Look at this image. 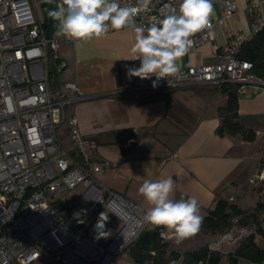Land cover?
Here are the masks:
<instances>
[{"label":"built area","instance_id":"2783aa9c","mask_svg":"<svg viewBox=\"0 0 264 264\" xmlns=\"http://www.w3.org/2000/svg\"><path fill=\"white\" fill-rule=\"evenodd\" d=\"M135 5V0H120ZM180 0H152L151 11L136 17L148 27L162 19L166 4ZM211 27L197 33L190 51L215 42V27L238 11L235 0H213ZM33 0H0V264H112L145 230L139 204L101 186L96 177L117 164L95 157L97 143L84 137L76 116L65 114L66 106L83 100L74 83L51 90L50 75L65 68L59 57V40L47 37L42 17H34ZM247 31L232 35L222 46L216 63L181 68L177 77L153 82L127 76L116 92L152 88H176L211 83L264 85L252 73V64L239 57L244 45L264 30V0H246ZM50 59V60H49ZM135 62H140L135 60ZM52 64L49 66L48 62ZM67 127L69 149L58 138V128ZM264 175L260 174V182ZM253 182L257 185L258 182ZM77 206L66 210L61 194L77 190ZM63 207V208H62ZM103 213V214H102ZM102 214V215H101ZM159 237L167 242L171 234ZM250 234L242 226L219 234L207 243L209 253L221 254L238 246Z\"/></svg>","mask_w":264,"mask_h":264},{"label":"crops","instance_id":"0c3cea01","mask_svg":"<svg viewBox=\"0 0 264 264\" xmlns=\"http://www.w3.org/2000/svg\"><path fill=\"white\" fill-rule=\"evenodd\" d=\"M235 1L238 11L215 27L216 41L189 51L182 58L181 68L216 63L225 42L248 30L246 0ZM60 2L57 0V4ZM213 8L218 15L217 7ZM55 36L60 43L59 57L66 66L54 72L51 90L57 91L64 83H74L80 89L85 98L69 103L65 114L76 116L80 133L96 141L97 160L117 164L115 170L97 176V182L139 204L144 215L150 205L139 193L140 186L145 180L169 176L175 180L173 198L195 197L203 219L218 199H228L249 210L261 203L262 233L254 224L243 228L264 251V180L257 181L260 174L264 175V85H247L239 90V122L254 133V140L248 142L239 135L219 136L218 110L226 105L227 96L214 84L116 92L129 76L127 69L140 66L131 53V29L110 30L104 37L83 42ZM57 135L69 149L67 127L58 128ZM152 228L146 223L145 230ZM213 238L198 233L177 242L171 234L167 242L170 250L183 253L197 250ZM236 247H225L219 264H229V255ZM112 264L140 263L127 249ZM235 264L264 261L239 257Z\"/></svg>","mask_w":264,"mask_h":264},{"label":"clouds","instance_id":"9594fccd","mask_svg":"<svg viewBox=\"0 0 264 264\" xmlns=\"http://www.w3.org/2000/svg\"><path fill=\"white\" fill-rule=\"evenodd\" d=\"M44 2L51 4L54 0ZM151 3L152 0H135V5L122 6L120 0H62L48 15L58 22L56 35L77 42L104 37L110 30L131 29L134 32L131 53L140 66L128 68L127 74L141 79L154 75L155 87L157 81L181 73V61L193 45L192 37L211 27L214 8L213 0H180L178 8L166 4L161 9L163 18L157 23L148 27L137 25L136 17L151 11ZM174 185L171 176L145 180L139 193L150 205L144 221L154 228L165 229L160 233L162 237L172 234L180 242L200 232L203 216L195 197L173 198Z\"/></svg>","mask_w":264,"mask_h":264},{"label":"trees","instance_id":"16d2710c","mask_svg":"<svg viewBox=\"0 0 264 264\" xmlns=\"http://www.w3.org/2000/svg\"><path fill=\"white\" fill-rule=\"evenodd\" d=\"M42 17V28L47 37H51L57 31L56 24L48 15V11L54 10L57 0L53 3H45L44 0H35ZM239 57L252 64V73L261 80H264V30L257 33L242 48ZM56 72V71H54ZM240 85L235 83H223L221 90L227 96L226 105L218 110L220 125L217 128L219 136L239 135L245 141L254 140V133L245 129L239 122L238 99L240 97ZM261 203H257L252 210L242 209L226 199H218L203 219L201 235H212L214 238L219 234L233 228L234 226H247L254 224L257 231L259 228V215ZM63 208V207H62ZM152 228L144 230L137 240L128 248L131 257L140 264H219L221 255L209 253L207 244L197 250L183 253L169 249L168 242H161L159 230ZM213 238V239H214ZM246 258L252 262L264 261V251L253 243V235H249L241 241L236 250L229 255V264H235L237 258Z\"/></svg>","mask_w":264,"mask_h":264},{"label":"rangeland","instance_id":"374dc122","mask_svg":"<svg viewBox=\"0 0 264 264\" xmlns=\"http://www.w3.org/2000/svg\"><path fill=\"white\" fill-rule=\"evenodd\" d=\"M33 5L35 7L34 10V17L36 20H38L40 18V10L38 8V5L36 3L35 0H33ZM50 60V59H49ZM49 66L52 64L51 61L48 62ZM54 84V70L52 71L51 75H50V87L53 86ZM64 129V128H63ZM66 147V146H65ZM83 190L82 186H79L77 190H74L70 193H64L61 194V202L64 205V207L66 208V210H73V208H75L77 206V199H78V194ZM228 200V199H226ZM229 202H231L230 200H228ZM243 227V226H242ZM51 261L48 259H42L38 264H50Z\"/></svg>","mask_w":264,"mask_h":264}]
</instances>
